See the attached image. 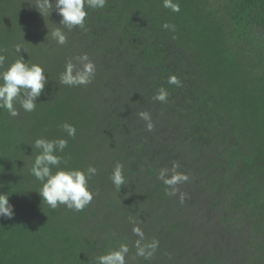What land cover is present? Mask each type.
Instances as JSON below:
<instances>
[{"label": "trees", "instance_id": "trees-1", "mask_svg": "<svg viewBox=\"0 0 264 264\" xmlns=\"http://www.w3.org/2000/svg\"><path fill=\"white\" fill-rule=\"evenodd\" d=\"M178 3L177 13L163 0H108L89 10L84 29H64L61 46L50 35L62 27L56 11L43 17L36 0H0V71L20 44L19 55L49 78L35 111L0 110V193L14 206L11 219L0 218V264H96L121 243L127 264H264V0ZM85 53L93 82L61 84L67 61ZM161 87L165 103L153 99ZM40 137L68 140L60 167L98 169L83 211L42 203L30 174ZM117 161L126 177L119 191L109 179ZM173 162L190 179L168 196L157 177ZM198 201L208 226L194 217ZM133 221L146 241L159 240L150 260L135 255Z\"/></svg>", "mask_w": 264, "mask_h": 264}, {"label": "clouds", "instance_id": "clouds-1", "mask_svg": "<svg viewBox=\"0 0 264 264\" xmlns=\"http://www.w3.org/2000/svg\"><path fill=\"white\" fill-rule=\"evenodd\" d=\"M108 0H36L34 5L38 12L45 17L56 11L61 16L60 25L51 31V38L58 45H65L68 37L64 29L72 31L74 28L84 29L89 10L103 9ZM163 7L172 12H179L178 0H163ZM168 28L169 25H163ZM49 35V33H48ZM15 52L18 59L0 71V110H6L11 117L20 114L19 109L31 113L36 110L37 99L40 97L46 84L48 75L44 67L39 63L25 61L19 53L21 50L27 52L20 44L15 45ZM6 56L0 54V69H3ZM77 63L70 59L65 65V69L60 73L59 81L68 87L86 86L93 82L96 75V65L89 58L87 53L74 58ZM79 65V66H78ZM168 84L180 87L182 82L176 75L168 77ZM169 92L161 87L153 97L160 103L167 102ZM19 105V108H17ZM139 117L145 121L147 131L154 130V123L151 114L147 111L140 112ZM69 138H75L76 127L73 124L64 122L60 125ZM36 155L30 168V174L41 182L38 191L42 197V203L51 209H56L60 205L76 212L83 211L91 204L94 193L90 188L89 182L98 174V169L94 165L86 169H74L60 167L66 164L64 157L59 155L68 147V140L65 138L47 139L44 137L36 138L31 144ZM180 165L173 162L171 169L162 168L158 173V179L166 185L165 194L176 196L179 189L178 185L189 181L187 173L179 172ZM56 169V171H53ZM112 184L119 191L126 182L124 174V164L117 161L109 177ZM187 194L180 193V203L185 202ZM14 216V206L9 202L8 194L0 193V218L11 219ZM133 233L138 237L135 241V255L145 260H150L159 248V240H145L143 230L133 221ZM129 246L121 243L118 248L95 257L96 264H127L126 257L129 254Z\"/></svg>", "mask_w": 264, "mask_h": 264}, {"label": "rangeland", "instance_id": "rangeland-1", "mask_svg": "<svg viewBox=\"0 0 264 264\" xmlns=\"http://www.w3.org/2000/svg\"><path fill=\"white\" fill-rule=\"evenodd\" d=\"M195 219L200 223V222H204L205 226H208V222H207V215H206V208L202 206V202L198 201L196 202V206H195ZM203 227V226H201ZM204 228V227H203ZM201 231V230H200ZM201 234H198L197 238H200Z\"/></svg>", "mask_w": 264, "mask_h": 264}]
</instances>
